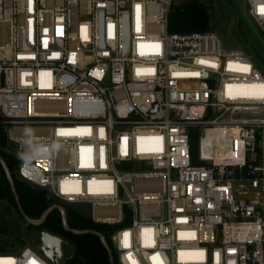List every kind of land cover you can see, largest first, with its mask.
I'll return each mask as SVG.
<instances>
[{
	"label": "built area",
	"instance_id": "1",
	"mask_svg": "<svg viewBox=\"0 0 264 264\" xmlns=\"http://www.w3.org/2000/svg\"><path fill=\"white\" fill-rule=\"evenodd\" d=\"M174 1L0 0L17 175L119 224L120 264H264V72L217 31H169ZM0 264L57 263L28 241Z\"/></svg>",
	"mask_w": 264,
	"mask_h": 264
},
{
	"label": "trees",
	"instance_id": "2",
	"mask_svg": "<svg viewBox=\"0 0 264 264\" xmlns=\"http://www.w3.org/2000/svg\"><path fill=\"white\" fill-rule=\"evenodd\" d=\"M169 31H204L210 26V13L205 5L202 4H178L173 2L169 12ZM0 145H6V137L2 130H0ZM196 139L194 140V146ZM0 146V154L4 156L5 162L11 171L14 179L15 187L19 194V198L23 209L30 217H40L42 213L53 203V200L47 196V192L41 188H34L30 183L20 179L15 172L17 166V157L14 154L7 153L2 150ZM1 179H0V199L8 201L6 209L13 208L18 216L13 222V233L16 232L14 225L19 227L20 222H26L24 216L21 214L15 196L13 194L9 179L0 161ZM66 213L69 226L74 228H94L101 230L106 236L111 248L113 245L110 240V232L117 228L119 224L96 223L86 213L81 212L75 206L66 204ZM11 224H4L3 226L10 228ZM40 229L48 230L52 233L62 234L68 237L73 243V248L66 254L65 264H111L109 253L102 242L101 238L94 233H74L66 230L63 225L62 213L59 209H53L46 217L44 222L38 226ZM6 236L0 232V237ZM20 239V236L14 237ZM115 264H120L117 254L113 249Z\"/></svg>",
	"mask_w": 264,
	"mask_h": 264
},
{
	"label": "rangeland",
	"instance_id": "3",
	"mask_svg": "<svg viewBox=\"0 0 264 264\" xmlns=\"http://www.w3.org/2000/svg\"><path fill=\"white\" fill-rule=\"evenodd\" d=\"M174 2L178 4L196 3L205 5L210 13V26L207 30L217 31L226 45L242 49L252 57L254 63L264 72V31L249 15L246 0H175ZM0 130L3 131L6 137V145H0L1 149L17 157V146L9 139L7 128L0 125ZM1 156L5 161L4 156ZM17 161L16 174L20 160L17 158ZM31 186L37 188L33 185ZM6 205H9L8 201L1 198L0 232L6 234V236L0 237V253H15L17 249L30 241L32 235L39 236L42 229L37 225L22 221L19 223V227L16 224L14 225V227L16 226L14 231L16 233L12 235V224L18 214L13 208L6 209ZM71 205L81 212L89 213L90 209L85 204ZM37 218L35 217V219ZM4 224H11L10 228L9 226H3ZM19 236L21 240L13 239ZM113 249L118 258V252L114 247Z\"/></svg>",
	"mask_w": 264,
	"mask_h": 264
},
{
	"label": "water",
	"instance_id": "4",
	"mask_svg": "<svg viewBox=\"0 0 264 264\" xmlns=\"http://www.w3.org/2000/svg\"><path fill=\"white\" fill-rule=\"evenodd\" d=\"M0 161L3 165V168L6 172L7 177L9 179L13 194H14L15 199L17 201L18 208H19L21 214L24 216V219L28 223L39 226L44 222L47 215L53 209H59L62 213L63 225H64V228L66 230L72 231L74 233H94V234L98 235L108 250L110 263L115 264L113 249L111 248V246H110L106 236L104 235V233L101 230L94 229V228H74V227L69 226V223L67 220L66 207L64 205L59 204V203H52L42 213V215L37 219L27 215L23 209L22 204H21L19 194H18L17 189L15 187V183H14V179H13V176L11 174V171L9 170L5 161L2 159L1 154H0ZM0 179H1V170H0ZM30 241L33 244H35L49 259L56 262L57 264H63V261L66 258V254L64 252V246L68 247L69 250L73 248L72 242L63 238L59 234L52 233V232L45 230V229L41 230L40 243H37L35 239H30Z\"/></svg>",
	"mask_w": 264,
	"mask_h": 264
},
{
	"label": "flooded vegetation",
	"instance_id": "5",
	"mask_svg": "<svg viewBox=\"0 0 264 264\" xmlns=\"http://www.w3.org/2000/svg\"><path fill=\"white\" fill-rule=\"evenodd\" d=\"M59 235L62 236L63 238H65V239L69 240L71 242V240L68 237L63 236L62 234H59ZM31 239H35L37 243H40V235L38 236V235H35L34 234V235L31 236ZM68 251H69V248L66 247V246H64V252H65V254H67Z\"/></svg>",
	"mask_w": 264,
	"mask_h": 264
},
{
	"label": "bare ground",
	"instance_id": "6",
	"mask_svg": "<svg viewBox=\"0 0 264 264\" xmlns=\"http://www.w3.org/2000/svg\"><path fill=\"white\" fill-rule=\"evenodd\" d=\"M257 92H259V91H257Z\"/></svg>",
	"mask_w": 264,
	"mask_h": 264
}]
</instances>
